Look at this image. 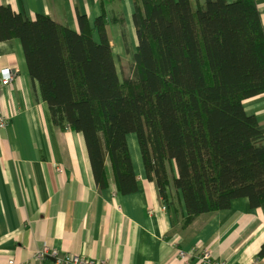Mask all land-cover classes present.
Segmentation results:
<instances>
[{
    "label": "trees",
    "instance_id": "1",
    "mask_svg": "<svg viewBox=\"0 0 264 264\" xmlns=\"http://www.w3.org/2000/svg\"><path fill=\"white\" fill-rule=\"evenodd\" d=\"M134 4L139 46L133 76L124 80L105 18L91 28L80 17L74 32L1 7L0 42L21 41L54 124L85 137L100 189L109 185V160L121 193L137 190L127 142L136 135L148 180L163 200L181 192L188 224L238 199L264 211V128L243 106L264 94V16L256 0Z\"/></svg>",
    "mask_w": 264,
    "mask_h": 264
},
{
    "label": "crops",
    "instance_id": "2",
    "mask_svg": "<svg viewBox=\"0 0 264 264\" xmlns=\"http://www.w3.org/2000/svg\"><path fill=\"white\" fill-rule=\"evenodd\" d=\"M256 2L264 16V0ZM1 7L27 21L49 17L74 32H80V17L91 28L105 18L119 77L124 63L133 64L139 46L134 0H0ZM94 39L100 42L97 32ZM4 69L15 80L11 86L0 82V113L11 120L0 131V264H55L35 260L46 246L96 264H200L204 249L217 262L264 264V211L253 209L249 199L188 224L181 192L163 200L148 180L137 136L127 137L137 190L121 193L109 160V185L100 189L85 137L54 124L18 39L0 42ZM243 106L264 128V94Z\"/></svg>",
    "mask_w": 264,
    "mask_h": 264
},
{
    "label": "built area",
    "instance_id": "3",
    "mask_svg": "<svg viewBox=\"0 0 264 264\" xmlns=\"http://www.w3.org/2000/svg\"><path fill=\"white\" fill-rule=\"evenodd\" d=\"M15 80V74L10 69H4L0 72V82L3 86H11ZM10 118L7 115L0 113V131L6 129L10 124ZM165 209V207H163ZM184 252H179V256L183 257ZM49 259H53L55 264H96L94 261L86 259L78 255H60L56 250L51 251L49 247H44L35 255V260L39 262H45ZM200 264H225L224 262H217L213 258L212 251L204 249L201 251ZM8 264H16L14 260H10ZM99 264V262L97 263ZM105 264V263H101Z\"/></svg>",
    "mask_w": 264,
    "mask_h": 264
},
{
    "label": "rangeland",
    "instance_id": "4",
    "mask_svg": "<svg viewBox=\"0 0 264 264\" xmlns=\"http://www.w3.org/2000/svg\"><path fill=\"white\" fill-rule=\"evenodd\" d=\"M133 71H134V64L129 63H124L123 68L120 70V77L122 80L126 78H131L133 76ZM130 136H136V135H130ZM171 196H174V193H171Z\"/></svg>",
    "mask_w": 264,
    "mask_h": 264
},
{
    "label": "bare ground",
    "instance_id": "5",
    "mask_svg": "<svg viewBox=\"0 0 264 264\" xmlns=\"http://www.w3.org/2000/svg\"><path fill=\"white\" fill-rule=\"evenodd\" d=\"M40 250H43V248L40 249ZM40 250H38V251H40ZM38 251H37V252H38ZM201 251H202V250H200L199 259H200ZM37 252H36V253H37ZM180 252H183V251L180 250ZM184 254H185V253H184ZM35 255H36V254H35ZM35 255H34V258H35ZM179 257H180V258H183L184 256H183V257L179 256ZM223 262H224L225 264H227L225 261H223Z\"/></svg>",
    "mask_w": 264,
    "mask_h": 264
}]
</instances>
